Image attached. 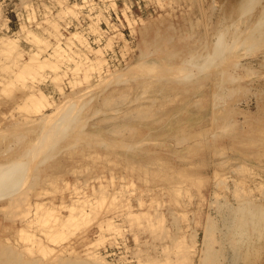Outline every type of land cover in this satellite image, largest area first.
Instances as JSON below:
<instances>
[{"label": "rangeland", "instance_id": "rangeland-1", "mask_svg": "<svg viewBox=\"0 0 264 264\" xmlns=\"http://www.w3.org/2000/svg\"><path fill=\"white\" fill-rule=\"evenodd\" d=\"M261 16L264 0H0V244L226 264L252 200L264 264Z\"/></svg>", "mask_w": 264, "mask_h": 264}, {"label": "bare ground", "instance_id": "bare-ground-1", "mask_svg": "<svg viewBox=\"0 0 264 264\" xmlns=\"http://www.w3.org/2000/svg\"><path fill=\"white\" fill-rule=\"evenodd\" d=\"M60 1V0H59ZM264 21V18H263V16H261V17H259V18H257V20H256V22L254 23V25H253V31H249V34L252 32V36H256L257 34L256 33H254L255 32V30H260V28H261V26H260V24L262 23ZM251 36V37H252ZM63 39V38H62ZM2 40V39H1ZM58 42V41H57ZM59 42H61V41H59ZM2 43V42H1ZM62 43V42H61ZM82 43V42H81ZM59 44V43H58ZM56 45L57 47H59L60 45ZM88 46V45H87ZM1 47V46H0ZM53 47H55V46H53ZM63 47V46H62ZM85 47V46H84ZM2 49V48H1ZM62 49L63 50H65L64 48H61V51H62ZM86 49V48H85ZM89 49V48H88ZM1 51V50H0ZM60 51V49L59 48H54L52 51H51V54H50V56L51 57H49V55H48V57H49V59H51V58H53L58 52ZM3 52V51H2ZM1 52V53H2ZM4 53V52H3ZM62 53V52H61ZM64 53H65V51H64ZM63 53V54H64ZM59 54H60V52H59ZM2 55V54H1ZM36 55V54H35ZM63 57V55L62 54H60V56L59 57ZM56 59H58V58H56ZM33 60V59H32ZM31 64V63H30ZM33 64V63H32ZM27 65V64H26ZM37 65V64H36ZM29 66V65H28ZM231 84H233V83H231ZM220 99H222V98H220ZM222 101H223V99H222ZM28 123V122H27ZM14 135V134H13ZM15 136V135H14ZM10 142H12V141H10ZM250 202H252V200L250 201V200H244V201H242V203L238 206V208H237V211L238 212H240L241 213V215H242V217H241V221L242 222H240V217L239 218H237L236 217V215H234L233 217H231L230 219H227V227L225 228V229H227V230H225V235H223V238H226V233L228 234L229 232H230V234H231V236H230V234H229V236H230V238H229V241L228 240H226V242L228 241L229 243H231L230 244V246H227L228 247V257L225 259L226 260V264H249V262H252V264H255V262H256V258L254 259V260H250V259H253L254 257H252V255H253V253L255 252V251H249L248 253H250L251 252V254L252 255H248L249 257V259L247 258V256H246V254H248L247 253V250H249V243H250V246H252V243L254 242H250V240L252 239V237H253V235H255L256 234V230H255V228H256V223L258 222V218L260 217L259 215H260V212H259V210H257V209H254V207L252 208L251 206H250ZM62 204V203H61ZM60 206V204L58 205V207ZM231 206V205H230ZM233 206V205H232ZM259 206H261V205H259ZM38 207H39V205H38ZM235 207V206H234ZM229 208V207H228ZM234 209V208H233ZM258 209H260V207L258 208ZM263 209V207L261 206V209H260V211ZM230 210V209H229ZM252 210H254V211H257V212H254V211H252ZM37 211V210H36ZM229 212H231V211H229ZM257 213H259V217H257ZM262 213H263V211H262ZM235 214H236V212H235ZM256 214V215H255ZM228 215V214H227ZM262 216V215H261ZM226 217H228V216H226ZM230 217V216H229ZM253 217H255L256 219H254V220H252L253 219ZM225 220V219H224ZM53 222V221H52ZM55 222H56V220H55ZM58 222V221H57ZM251 225V228H252V230L251 231H253V232H249L248 231V229H247V226L248 225ZM264 229V228H263ZM259 230V229H258ZM261 232L263 233L264 231H262V229H261ZM260 232V233H261ZM220 233V232H219ZM261 233V234H262ZM53 234V233H52ZM259 234V233H258ZM264 234H262V236H263ZM45 236V235H44ZM46 237H48V236H46ZM258 238H259V236H257ZM256 237V238H257ZM257 238V239H258ZM261 238V237H260ZM262 238H264V237H262ZM221 240V239H220ZM33 241V240H32ZM224 241V240H223ZM252 241V240H251ZM215 242V241H214ZM221 242V241H220ZM263 242V241H262ZM39 243V242H38ZM30 244V243H29ZM18 245V244H17ZM33 245V244H32ZM210 245H212V244H210ZM228 245V244H227ZM245 245V247H244V249H246V252H242V251H240V248L242 249V247ZM21 246V245H20ZM263 246V245H262ZM26 246H24V248H25ZM222 247H223V245H222ZM23 248V247H22ZM21 248V250H23ZM33 248V247H32ZM62 248V247H61ZM63 248H65V247H63ZM67 248V247H66ZM65 248V249H66ZM221 248V247H220ZM259 248V247H258ZM262 248V247H261ZM225 249H227V248H225ZM257 249V248H256ZM255 249V250H256ZM19 250H20V248H19ZM20 250V251H21ZM27 250V249H26ZM25 250V251H26ZM30 250V249H29ZM28 250V251H29ZM32 250V249H31ZM64 250V249H63ZM211 250V249H210ZM253 250H254V248H253ZM259 250H261V249H259ZM24 251V250H23ZM24 251V252H25ZM87 251V250H86ZM60 252V251H59ZM66 252V251H65ZM75 252V251H74ZM258 252V251H257ZM20 252L18 251V250H16V248L13 246V245H11V243H1L0 244V264H71L72 262H74L73 260H71L72 262H69L68 260H66L67 262H69V263H67L66 261H64V258H62L63 259V261H60V259L59 260H57V259H55L54 261H53V259L55 258V257H58V256H54L53 257V259H51V261H50V259H47V260H49V261H47V263H46V261L45 262H41V260H39V259H37V258H34L35 260H31V259H29L28 257H26V259H24L23 257H22V255L23 254H19ZM29 253V252H28ZM55 253V252H54ZM61 253H62V251H61ZM72 253V252H71ZM215 253V252H214ZM243 253H245V255L243 254ZM65 254V253H64ZM67 254H68V252H67ZM75 254V253H74ZM80 254H84V252L83 253H80ZM79 254V255H80ZM86 254H87V252H86ZM255 254V253H254ZM31 255H33V254H31ZM36 254H34V256H35ZM43 255V254H42ZM54 255V254H53ZM57 255V254H56ZM60 255V254H59ZM61 255H63V254H61ZM70 255V254H69ZM68 255V256H69ZM87 255H89V254H87ZM91 255V254H90ZM89 255V256H90ZM218 255V254H217ZM256 255V254H255ZM37 256V255H36ZM44 256H46V255H43V257ZM64 256V255H63ZM77 256V255H76ZM94 256V255H93ZM214 256H216V255H214ZM213 256V257H214ZM75 257V256H74ZM77 257H80V256H77ZM91 257V258H90ZM89 257V259H92L93 257H92V255ZM95 257V256H94ZM211 257H212V255H211ZM217 257V256H216ZM215 257V258H216ZM244 257H246L247 258V260H246V258H245V263L244 262H242L243 260H244ZM257 258H259L258 256H256ZM40 258V257H39ZM48 258H49V256H48ZM52 258V257H51ZM67 258H69V257H67ZM85 259H88V257L86 258V257H84ZM214 258V259H215ZM219 258V257H218ZM218 258H216V259H218ZM262 258V257H261ZM66 259V258H65ZM78 259V258H77ZM81 259V258H80ZM80 259H78V261L80 260ZM210 259V258H209ZM76 260V259H75ZM213 260V259H212ZM211 260V261H212ZM250 260V261H249ZM261 260V259H260ZM53 261V262H52ZM83 261V260H82ZM90 261V260H89ZM93 261V260H92ZM86 262V260L84 261V263H82V262H77L76 261V263H74V264H88L87 262ZM94 262V261H93ZM213 264H214V260H213V262H212ZM218 264V262H215V264ZM261 263V262H260ZM259 263V264H260Z\"/></svg>", "mask_w": 264, "mask_h": 264}]
</instances>
